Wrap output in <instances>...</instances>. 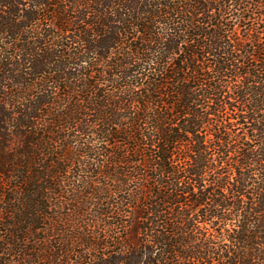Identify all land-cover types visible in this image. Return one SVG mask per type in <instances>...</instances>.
Wrapping results in <instances>:
<instances>
[{
    "label": "trees",
    "instance_id": "obj_1",
    "mask_svg": "<svg viewBox=\"0 0 264 264\" xmlns=\"http://www.w3.org/2000/svg\"><path fill=\"white\" fill-rule=\"evenodd\" d=\"M0 264H264V0H0Z\"/></svg>",
    "mask_w": 264,
    "mask_h": 264
}]
</instances>
